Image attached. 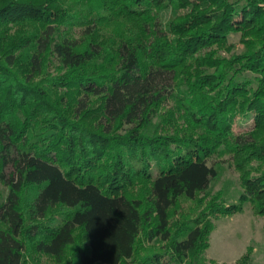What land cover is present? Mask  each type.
<instances>
[{
    "label": "trees",
    "instance_id": "16d2710c",
    "mask_svg": "<svg viewBox=\"0 0 264 264\" xmlns=\"http://www.w3.org/2000/svg\"><path fill=\"white\" fill-rule=\"evenodd\" d=\"M247 204L264 220V0H0V264H207Z\"/></svg>",
    "mask_w": 264,
    "mask_h": 264
},
{
    "label": "rangeland",
    "instance_id": "374dc122",
    "mask_svg": "<svg viewBox=\"0 0 264 264\" xmlns=\"http://www.w3.org/2000/svg\"><path fill=\"white\" fill-rule=\"evenodd\" d=\"M163 18L167 21L170 18V13H164ZM230 43L234 44L236 53L243 51L238 35L231 36ZM247 78L253 80L250 75H247ZM254 84H256L255 81ZM253 126V114L237 116L234 119L233 132L236 135L248 134ZM208 165H214L218 175L216 179L211 181L206 191L207 194L210 197L221 194L222 200L228 205L237 203L242 188L239 175L228 162V157H213ZM153 169V172L157 174V169ZM192 207V202L182 203L183 210ZM263 224V218L254 213L251 204H247L241 214L213 219L214 229L210 236V247L203 255L205 262L207 264H210V261L217 264H235L246 255L248 249H251L252 264H264Z\"/></svg>",
    "mask_w": 264,
    "mask_h": 264
}]
</instances>
